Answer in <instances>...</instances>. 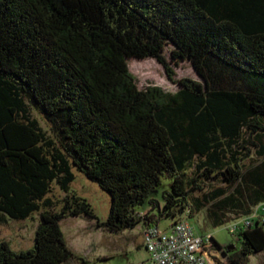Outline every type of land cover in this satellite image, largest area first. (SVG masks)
<instances>
[{"label":"trees","instance_id":"obj_1","mask_svg":"<svg viewBox=\"0 0 264 264\" xmlns=\"http://www.w3.org/2000/svg\"><path fill=\"white\" fill-rule=\"evenodd\" d=\"M146 58L178 89L139 88L128 61ZM182 60L201 80L173 78ZM74 168L108 193L97 225L111 231L202 208L218 224L263 204L264 0H0V212L40 215L31 248L0 240V264L74 257L60 221L96 219L70 189ZM164 177L159 201L150 194ZM239 235L223 252L249 264L264 250L262 220Z\"/></svg>","mask_w":264,"mask_h":264},{"label":"rangeland","instance_id":"obj_2","mask_svg":"<svg viewBox=\"0 0 264 264\" xmlns=\"http://www.w3.org/2000/svg\"><path fill=\"white\" fill-rule=\"evenodd\" d=\"M170 48V46H166L164 49L167 59H169ZM128 67L139 88L158 85L169 91L178 89V85L168 79L163 65L157 62L155 58L129 59ZM172 67L175 72L173 76L175 80L183 77L201 80L186 60L179 61L178 64H172ZM31 112L38 119L40 125L53 136L50 125L43 115L33 107H31ZM74 172L75 179L72 181L70 189L90 203L96 219L86 216H69L60 221L66 243L74 253V257L61 264H153L142 243L143 224L140 223L136 227L125 228L120 231H111L99 227L97 221H104L108 215L110 197L106 191L99 187L97 182L88 179L75 168ZM169 182V179L162 178V184L151 192L150 197L161 201L163 191L169 188ZM218 183V181H213L214 185H218ZM205 188V190L210 189L209 184H206ZM51 196L58 202L54 209L59 211L64 193L60 191L58 186H53ZM149 208V202L147 201L139 207L138 211L143 215L149 212ZM258 212L262 213L261 210H258ZM227 214L228 216L218 224H214L212 218L208 216L206 208H202L193 216H187V218L196 232L211 233L217 244L223 249L227 250V246L233 245L234 247L229 249L230 251L228 250L230 255L233 252L232 250H238L241 246L239 235L241 230L231 233L229 225L244 220L249 215L239 216L237 212L232 211H228ZM186 215L189 214L185 213ZM39 222L40 215L38 211L33 212L25 219H13L0 212V240L7 241L15 251L29 249L33 246L35 230ZM262 222L264 227V220ZM169 223L170 219L164 218L159 220L157 224L164 227ZM229 255H224L221 249L215 247L214 250L212 249L210 264H230ZM249 264H264V250L251 254Z\"/></svg>","mask_w":264,"mask_h":264},{"label":"built area","instance_id":"obj_3","mask_svg":"<svg viewBox=\"0 0 264 264\" xmlns=\"http://www.w3.org/2000/svg\"><path fill=\"white\" fill-rule=\"evenodd\" d=\"M254 210L246 219L230 224L229 231H240L251 225L254 219L264 220V203ZM187 216L184 213L181 218L171 219L164 227L157 223L142 227V243L153 264H210L212 249L218 244L210 233L196 232Z\"/></svg>","mask_w":264,"mask_h":264},{"label":"water","instance_id":"obj_4","mask_svg":"<svg viewBox=\"0 0 264 264\" xmlns=\"http://www.w3.org/2000/svg\"><path fill=\"white\" fill-rule=\"evenodd\" d=\"M233 247H234L233 245H229V246H227L226 249H232Z\"/></svg>","mask_w":264,"mask_h":264},{"label":"clouds","instance_id":"obj_5","mask_svg":"<svg viewBox=\"0 0 264 264\" xmlns=\"http://www.w3.org/2000/svg\"><path fill=\"white\" fill-rule=\"evenodd\" d=\"M222 248V247H221ZM224 251H225V249H224Z\"/></svg>","mask_w":264,"mask_h":264},{"label":"crops","instance_id":"obj_6","mask_svg":"<svg viewBox=\"0 0 264 264\" xmlns=\"http://www.w3.org/2000/svg\"><path fill=\"white\" fill-rule=\"evenodd\" d=\"M189 222V221H188ZM190 223V222H189ZM211 234V233H210Z\"/></svg>","mask_w":264,"mask_h":264}]
</instances>
